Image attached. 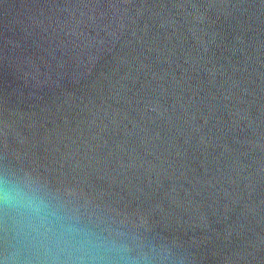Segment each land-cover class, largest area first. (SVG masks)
Listing matches in <instances>:
<instances>
[{
    "label": "water",
    "instance_id": "95a60500",
    "mask_svg": "<svg viewBox=\"0 0 264 264\" xmlns=\"http://www.w3.org/2000/svg\"><path fill=\"white\" fill-rule=\"evenodd\" d=\"M0 173L150 264H264V0H0Z\"/></svg>",
    "mask_w": 264,
    "mask_h": 264
},
{
    "label": "clouds",
    "instance_id": "9594fccd",
    "mask_svg": "<svg viewBox=\"0 0 264 264\" xmlns=\"http://www.w3.org/2000/svg\"><path fill=\"white\" fill-rule=\"evenodd\" d=\"M150 264L82 225L36 181L0 173V264Z\"/></svg>",
    "mask_w": 264,
    "mask_h": 264
}]
</instances>
